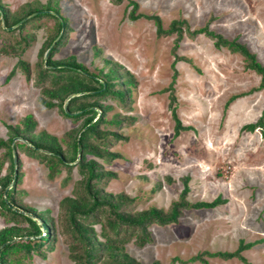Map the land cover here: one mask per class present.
<instances>
[{"label": "rangeland", "instance_id": "374dc122", "mask_svg": "<svg viewBox=\"0 0 264 264\" xmlns=\"http://www.w3.org/2000/svg\"><path fill=\"white\" fill-rule=\"evenodd\" d=\"M36 1L40 6L52 1L68 22L54 59L73 56L89 73L100 76L116 63L133 76L129 108L109 97L100 101L111 106L106 119L115 113L133 117L116 128L121 137L108 146L119 157L97 158L103 169L115 174L103 190L133 198L131 211L152 206L166 210L178 198L183 178H188L190 202H209L218 196L223 200L211 209L184 210L175 223L150 225L151 241L138 246L133 237L124 244L127 253L140 264H202L190 261L200 253L208 264H264V88L258 89L260 75L245 67L241 54L215 47L214 40L203 33L190 36L188 32L207 27L237 39L264 65V0L0 3L10 17ZM131 1L136 3L134 15L158 16L165 30L173 20L185 21L180 24L182 38L175 49L178 32L158 35L153 19L132 18ZM29 19L21 28H9L0 13V138L9 137L8 125L31 115L35 132L44 130L56 136L67 153L68 133L80 128L87 115L66 117L57 106L49 109L39 102L40 86L34 82L33 70L42 45L54 33L56 19L48 15ZM173 50L181 59L175 61ZM18 60L28 64L29 77L16 67ZM233 95L237 97L227 103ZM173 110L180 124L188 127L178 134ZM260 117L262 129H243ZM113 128L106 125L103 129ZM13 142L24 143L25 139L15 137ZM5 151L0 149V177L9 170ZM14 152L15 169L21 174L17 199L35 211L16 205L33 219L40 211H47L55 224V240L52 247L43 245L29 255L19 250L10 259L14 264H74L59 204L73 195L74 183L80 178L77 168H72L64 183L67 170L50 178L45 163L21 148ZM1 211L0 230L7 226L28 228L24 218L14 220L16 216ZM94 227L100 231L99 224ZM40 230L45 236V227ZM249 242L254 243L240 252L243 259L205 253L232 252L240 243Z\"/></svg>", "mask_w": 264, "mask_h": 264}, {"label": "trees", "instance_id": "16d2710c", "mask_svg": "<svg viewBox=\"0 0 264 264\" xmlns=\"http://www.w3.org/2000/svg\"><path fill=\"white\" fill-rule=\"evenodd\" d=\"M131 4L133 5L131 17L153 19L158 35L178 32L174 49L177 47V42L182 38L180 24L185 21L173 20L169 28L165 30L158 16L134 15L136 3L131 1ZM34 12L37 13L30 16ZM0 13L5 25L9 28L14 26L21 28L27 19L31 20L43 15L56 19L54 33L42 45L33 70L34 82L40 86L39 102L49 109L57 106L66 117L77 119L87 115L82 120L80 128L68 133L70 138L64 141L68 147L67 153L64 152L61 141L56 136L44 130L35 132L36 122L31 115H26L16 125H8L9 137L6 140L0 138V149L6 150V156L10 160L8 172L0 177L1 212H9L16 216L14 220L24 218L29 224L28 228L7 226L0 230V264H14V260L10 259L12 253L25 250L26 255H29L30 251L38 250L43 245L52 247L55 240V224L47 211L38 213L36 218L41 220V224H38L37 219L23 214L17 207L20 205L27 211H35L33 207L23 205L16 196V185L21 178V174L15 169L17 163L13 161L12 151L16 148L25 150L31 157L45 163L50 178L62 169L67 170V175L63 179L64 183L68 181L72 168L74 166L77 168L80 178L74 183L73 195L64 197L59 204L61 225H65L64 233L70 238V257L74 264H140L126 251L124 244L129 239L134 237L135 243L143 246L151 241L148 229L150 225L175 223L184 210L211 209L223 202L219 196L209 202L187 200L188 178H183V188L178 198L172 201L166 210L152 206L131 211L133 198L124 193L105 192L103 189L107 180L115 174L103 169L97 158L109 160L112 157H119L120 154L110 152L108 146L113 140L121 137L116 132V128L122 126L123 123H130L133 117L115 113L110 119H106L105 114L111 106L102 104L100 101L109 97L116 100L119 106L129 108L128 100L133 76L116 63H113L108 71L100 76L89 73L87 67L73 56L54 59L58 45L64 40L68 22L66 18L60 16L59 10L52 1L45 6H40L37 1L28 3L24 10L10 17L0 3ZM10 18L11 21H9ZM188 32L190 36L203 33L214 40L215 47H226L233 53L241 54L246 61L245 67L260 75L258 89L264 88V65L257 61L255 53L251 52L245 44L237 39L224 37L207 27L192 32L188 30ZM3 49L6 51L5 46ZM173 53L175 61L181 59L174 50ZM16 67L21 68L26 77H29L30 68L25 61L18 60ZM174 81L175 77L171 83ZM236 97L237 95L231 96L227 103ZM172 112L175 120V133L178 134L188 127L182 126L174 110ZM101 125H103L102 128H100ZM106 125L113 126L114 130L103 129ZM262 126L263 118L260 117L256 122L244 125L243 129L252 132L256 128L262 129ZM15 137L23 138L25 142H13ZM89 155L93 157L89 158ZM9 185L11 186L7 189ZM95 224H99V232L95 230ZM41 226L46 229L43 237ZM24 237L26 239H23ZM252 243L254 242L240 243L238 248L232 252L209 253L206 251L205 253L210 256L243 259L240 252L251 247ZM190 261L208 264L201 253L191 257Z\"/></svg>", "mask_w": 264, "mask_h": 264}, {"label": "water", "instance_id": "95a60500", "mask_svg": "<svg viewBox=\"0 0 264 264\" xmlns=\"http://www.w3.org/2000/svg\"><path fill=\"white\" fill-rule=\"evenodd\" d=\"M37 12H34V13H32L30 16H34L35 14H36ZM71 97V96H70ZM69 97V98H70ZM68 98V99H69ZM66 104V103H65ZM64 104V105H65ZM12 153H13V161H14V163H16V160H17V157H16V154H15V152H14V150L12 151ZM11 185H9L8 187H7V189L10 187Z\"/></svg>", "mask_w": 264, "mask_h": 264}]
</instances>
